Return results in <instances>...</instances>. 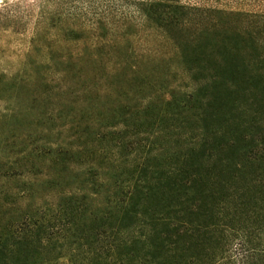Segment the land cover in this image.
Segmentation results:
<instances>
[{
	"label": "rangeland",
	"instance_id": "rangeland-1",
	"mask_svg": "<svg viewBox=\"0 0 264 264\" xmlns=\"http://www.w3.org/2000/svg\"><path fill=\"white\" fill-rule=\"evenodd\" d=\"M179 1L196 8L187 15L180 13L192 24L177 34L182 42L189 41L186 47L191 57L199 59L188 63L192 72L170 59L166 52L170 44L162 46L164 32L148 20L139 21L138 16L130 20L126 33L108 36L107 41L82 35L58 43L59 51H105L98 66L91 54L81 69L71 67L79 73L59 74L49 72L38 55L41 72L33 68L28 79L24 74L29 76L27 70L33 64L28 63V55L35 40L41 51L55 47L48 31L38 39L35 34L39 11L52 9L45 0H0L2 12L10 17L0 29V197L6 201L5 210L15 208L7 197L24 194L18 201L22 209L44 208L41 211L48 217L57 214L61 218L65 216L60 213L67 212L65 219L51 222L54 232L61 228L66 232L67 246L42 253L47 258L64 257L47 264H77L74 253L79 251L73 249L86 235L81 218L96 213L106 193L112 197L116 180L124 186L130 178L143 177L146 171L132 173L135 159L147 158L156 167H176L190 155L193 167L206 169L209 158L198 153L200 137L209 131L221 125L225 130L240 129L246 121L247 125L252 122V135L264 137V82L253 83L261 80L263 69L243 83L249 72L240 65L238 78L232 80L235 86L228 84L233 77L228 71L223 76L226 82L209 84L212 68L219 70L217 64L221 65L209 63V35L239 34L246 25L244 17L226 13L264 14V0ZM20 78L23 90L32 92L31 96L17 94L15 83ZM148 106L151 110L146 111ZM201 112L204 115L199 118ZM123 140L127 150L120 151L124 144L117 142ZM236 144L235 150L245 149L242 142ZM59 148L62 152L57 154ZM233 152L224 150L220 155L226 160L220 161L218 155L213 161L214 173H223L217 189L236 197L237 201L228 203V211L236 215L235 224L241 221L254 232L264 224V156L239 161V165L230 162L239 160ZM161 198L151 201L157 212L163 205ZM72 211H77L74 218L69 216ZM87 223L94 228L98 224L91 219ZM232 247L238 249L236 241Z\"/></svg>",
	"mask_w": 264,
	"mask_h": 264
},
{
	"label": "trees",
	"instance_id": "trees-1",
	"mask_svg": "<svg viewBox=\"0 0 264 264\" xmlns=\"http://www.w3.org/2000/svg\"><path fill=\"white\" fill-rule=\"evenodd\" d=\"M45 4L52 10L43 7L39 11L35 34L38 39L40 35L44 37L48 31L46 35L54 37L51 39L55 47L47 52L41 51L35 40L36 43L28 55V63L33 64L27 70L29 76L24 74L25 78L32 77L29 71L33 72V68L35 73L41 72L37 68L40 62L38 55L43 56L41 62L48 67L49 72L55 71L59 74L62 71L68 75L71 72L79 73L80 71L71 67L81 69L91 59V54L95 56L98 66L103 62L102 55L106 54L105 51H59L58 43L69 38L79 39L82 35H92L107 41L108 36L111 38L126 33L130 20L133 21L138 16L139 21L148 20L164 32L162 46L170 44L166 52L171 60L186 65L189 72L193 69L188 63L199 61L191 57L192 51L186 47L189 41L182 42L177 37L179 31L182 32L192 24L191 19L181 16L180 13L187 15L196 8L187 7L179 0H45ZM2 11L0 8V29L5 20L10 18ZM216 12L226 13L221 10ZM226 14L244 17L246 25L239 30V34L232 37L209 35V63L221 64H217L219 70L212 68L209 84L220 83L221 80L226 82L223 76L228 71L233 76L228 81L231 87L235 86L232 80L238 78L240 65L248 68L249 72L243 83L248 82L247 79H253L254 71L263 69L261 72H264V14ZM51 15H56V19H51ZM229 54H233L234 58H227ZM259 75L261 76L258 79L262 77L261 80L253 83L264 82V73ZM21 79L15 83L17 94L31 96L32 92L26 93L20 85ZM190 95L194 96V93ZM199 95L197 93V97ZM147 110H151V107H146ZM201 115H204L203 112L199 114V118ZM244 123L240 129L233 130L228 127L225 130L221 125L218 129L209 131V135L200 137L201 151L198 154L203 157L206 153L208 156L209 167L206 169L193 167L191 160H188L190 155H185L182 165L176 167H156L147 158L142 161L135 159L130 165L133 168L132 173L146 171L143 177L130 178V183L124 186L116 180L112 197L106 193L101 198V205L96 213L80 217L82 234L86 232V235L81 236V243L77 242L73 249L79 251L74 253L77 257L74 261L77 264H264V224L257 225L254 232L241 221L235 224L236 215L228 211V203L237 199L230 197L227 192L220 193L217 188L221 186L223 173H214L213 169V161L217 160L218 155L221 157L220 154L227 149L237 152L235 155L239 160L230 161L235 164L245 159L253 161L256 157L264 156V137L251 134L252 122L249 125L246 121ZM144 140L146 142L147 139ZM122 142L124 144V140L117 143L122 146ZM236 142L246 145L242 152L235 150ZM122 150H127V144L123 145L120 151ZM56 152L59 154L62 150L59 148ZM226 158L221 157L220 161H225ZM25 197L24 194L7 197L8 203L15 207L7 210L4 209L6 201L0 197V264L56 263L64 255L47 258L42 253L45 250L47 253L63 250L67 246L64 229L54 232L51 222L52 219H65L68 214L60 213L65 216L62 218L57 214L48 217L41 211L44 210L41 207V210L31 207L22 209L18 206V201ZM157 197H162L163 202L158 212L151 205L152 199ZM76 214L77 211H72L69 216L74 218ZM90 219L94 223L98 222L95 228L88 225ZM234 241L237 242V251L232 247ZM80 252L82 258H78Z\"/></svg>",
	"mask_w": 264,
	"mask_h": 264
}]
</instances>
